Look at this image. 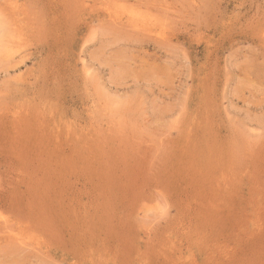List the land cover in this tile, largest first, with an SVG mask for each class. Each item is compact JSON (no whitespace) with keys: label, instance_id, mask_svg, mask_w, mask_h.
I'll return each mask as SVG.
<instances>
[{"label":"rangeland","instance_id":"rangeland-1","mask_svg":"<svg viewBox=\"0 0 264 264\" xmlns=\"http://www.w3.org/2000/svg\"><path fill=\"white\" fill-rule=\"evenodd\" d=\"M0 264H264V0H0Z\"/></svg>","mask_w":264,"mask_h":264},{"label":"bare ground","instance_id":"bare-ground-1","mask_svg":"<svg viewBox=\"0 0 264 264\" xmlns=\"http://www.w3.org/2000/svg\"><path fill=\"white\" fill-rule=\"evenodd\" d=\"M109 9V8H108ZM112 18V17H111Z\"/></svg>","mask_w":264,"mask_h":264}]
</instances>
